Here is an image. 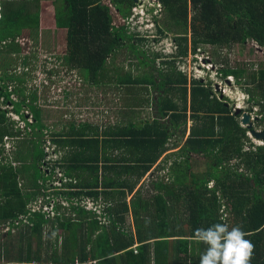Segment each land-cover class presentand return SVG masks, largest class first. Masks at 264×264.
Listing matches in <instances>:
<instances>
[{"label": "trees", "instance_id": "obj_1", "mask_svg": "<svg viewBox=\"0 0 264 264\" xmlns=\"http://www.w3.org/2000/svg\"><path fill=\"white\" fill-rule=\"evenodd\" d=\"M40 1L0 0V264H73L74 260L199 264L206 246L195 241L194 232L217 222L240 226L248 233L245 238L255 246L251 264H264V144L243 149L246 129L239 124L242 113L227 107L225 98L212 95L208 83L196 78L187 81L174 59H182L186 53L188 28L193 46L242 44L247 39L264 46V0H159L162 23L175 33L173 58L160 60L164 68L151 66L160 53L152 52L148 61L145 52L137 48L145 40L143 36L128 33L124 24H112L113 14L101 0H49L55 27L65 31L64 63L94 84L113 76L116 86L124 85V108L147 105L153 112L149 118L126 115L100 131L97 124L76 126L69 122L66 130H53L46 139L40 138L45 125L37 97L34 92L25 96L22 75L8 73L6 55L19 53L15 38L23 30L36 39ZM109 1L121 18L129 16L132 0ZM155 26L161 35L164 29L157 22ZM124 40L127 52L145 67L143 72H121V67L112 64ZM230 72L239 79L245 70L237 67ZM244 77V83L252 85L243 88L247 101L258 106L255 114L261 117L264 61ZM107 80L103 83H109ZM12 81L14 87L8 88L7 82ZM137 86L141 87L138 91ZM148 86L158 90L156 97H148ZM13 93L19 98H11ZM23 107L31 121L24 117ZM8 112L23 121V126H16ZM189 119L188 133L169 169L173 178H184L187 171L188 182L153 179L158 162L147 173L150 185L144 187L141 182L134 189L169 144H178L173 138L183 136ZM4 137L16 139L11 156L4 153ZM43 140L54 145V152L62 150L59 159L46 158ZM191 154L210 158L211 163L195 174L188 162ZM237 158L242 172L237 171L238 163L233 162V168L227 164ZM55 168L61 171L58 177H53ZM54 178L62 183L56 186ZM45 182L62 195L68 212L60 211L57 203V214L52 217L28 211L26 205L43 191ZM208 182L212 186H207ZM58 186L64 190L59 191ZM174 186L183 189L175 193ZM126 194H131L127 201ZM85 197L99 203L101 212L86 209L81 204ZM180 203L181 212L176 207ZM128 212L132 229L124 225ZM19 215H24V220L14 223ZM57 230L51 244L47 243Z\"/></svg>", "mask_w": 264, "mask_h": 264}, {"label": "rangeland", "instance_id": "obj_2", "mask_svg": "<svg viewBox=\"0 0 264 264\" xmlns=\"http://www.w3.org/2000/svg\"><path fill=\"white\" fill-rule=\"evenodd\" d=\"M132 1L133 5L130 8L129 16L124 19L116 12L109 0H101L102 3L109 7L113 14L112 24H124L128 33L137 32L138 35L143 36L145 40L142 43H139V45L137 44V48L145 52L147 56L146 60L148 59V61L152 58V52L160 53V55L154 59L152 63L153 65L151 66L164 68V66H160V60L173 58V56L171 57L169 54H172L175 48V42L173 39L175 33L174 31L167 29L162 23L164 18L162 4L159 0ZM152 4L156 6L155 10L148 9ZM187 10V16L189 19V16L191 15L189 4H187ZM147 21H149V23L145 24ZM156 22L160 24L162 29H164V32L161 35L156 32ZM64 33V29L55 27L54 25L53 4L49 0L40 1L39 26L36 39H32L28 34V31L23 30L22 33L15 38V41L20 46L19 53L6 54L9 60V65L7 66L8 73L10 72L16 75H22L24 78L23 89L25 96L34 92L37 97L35 102L41 110V120L45 125L40 138H48L49 132L53 130L56 131L60 128L63 131L66 130L67 123L69 122L78 123L97 120L102 123H110L115 120H119L126 115L129 117H150L153 109H150V106L147 105H142L140 107L134 106L133 109L122 108L126 98L124 95L125 93H122V89H118V87L114 84L115 82L113 76L109 80L102 78V80H107L109 83H103L104 81H102L100 84H93L84 79L86 75L83 76L81 71L69 68L64 63L62 58L65 50ZM186 37L188 40L185 55L182 59L179 57H177V59L174 58L176 69L185 73L187 81L190 78H196L202 83H208L210 85L212 95L219 99L225 98V104L227 107L238 108V112L248 115L250 122L249 128L256 132H264V115L260 117V115L255 114L258 111V106L255 104L250 106L249 101H247V92L243 89L246 85H249V88L252 87L250 84H245L243 78H245L244 75H246V73H250L251 70H255L258 67L259 62L264 61V46H260L250 39H247L242 44L232 43L230 45H208L199 43L193 46L189 28L188 32H186ZM122 42L123 44L118 49L116 56L113 57L112 64L121 67V72L127 70L132 72V74L143 72L145 67L138 64L137 59L127 52L125 48L126 40ZM3 58H5V56H3ZM22 61L24 63H22ZM237 67L245 70L243 78L240 77L239 79H236L235 76L231 74L230 70ZM7 84L8 88H12L15 85V81L7 82ZM140 86L136 87V91L141 88ZM147 89L148 97L151 98L158 95L157 89H153L151 87H147ZM85 91L90 93H88L87 99L83 97ZM63 93H65L66 97H64ZM139 94L145 96L143 92H139ZM11 98L18 99L19 96L16 93H13ZM249 106L251 111L244 112L246 110L248 111ZM22 110L25 115L24 117H26L28 121H31L32 118L30 117L27 108L23 107ZM8 116L10 119L14 120L15 123L17 122L16 126H23V121L19 120L15 114L8 112ZM255 116L258 118L260 117V119L255 120ZM190 124L191 121L189 119L186 122L183 136L176 135L173 138L178 141V144H175V146L169 144L168 149L158 157V174H152L154 176H158L161 181L167 180L168 182L169 180H174L176 178V180H181L183 183L188 182L189 176L187 171H184L183 173L185 176L184 178L179 176L173 178L174 174L173 172L171 173L169 169L171 162L176 158L178 147L182 144L188 133V126ZM239 124L242 128H247V123L245 124L239 122ZM28 130L29 129L26 130V136L30 138L31 133ZM21 134H23V131ZM245 135L246 139H244L242 143L243 149L251 147L254 149L253 147L256 145L264 144V140L255 138L247 130ZM3 141V147L5 150L4 153L11 156V151L15 147L14 145H17L16 139L11 140L10 138L4 137ZM53 146L54 145L51 144V142L43 140V148L46 152V158L48 160H54L58 158V152L60 154L62 153V151L58 149L59 151L57 150V152H55L56 156H54ZM8 158L11 159L10 157ZM188 162L190 164V171L195 174H199L207 168V166L211 163V159L201 155L191 154ZM233 162H235V164L238 163L237 171H240L241 168L243 169V166L240 163L241 160L238 158L235 161L232 160L231 163H227L230 164V168L234 167L232 165ZM51 163L52 162L49 161L48 165ZM42 168H44V166ZM161 169L163 171H160ZM147 172L134 186V189L139 186V183L143 180L142 178L145 177ZM162 172H166L165 175ZM59 173L58 168H55L53 177L60 176ZM148 178L150 179V176H146L144 181H142L144 187H148L150 185L147 181ZM53 181L57 180L54 178ZM60 183H62V181H57L56 186ZM44 185L45 188L43 191H41L38 196L29 203L31 204L33 201L36 202L37 199H44L45 195L48 194L50 196L49 198L54 199L57 206H60V211L68 212V203L64 198H60L62 195L60 194L61 196H59L54 193L57 191L49 189V186H53V184L45 182ZM207 186H212V182H208ZM144 187L143 189H145ZM57 189L61 191L64 190V187L58 186ZM174 189L175 193H179V191L183 188L181 186H174ZM130 195L131 194H127L125 196L126 201ZM59 199L64 202V205L60 204ZM81 204H86L85 206L87 207L91 206V210L94 206L96 208L95 213L98 210L99 212L102 210L99 203L91 204L82 201ZM176 207L179 212L183 209L182 203L178 206L176 205ZM220 210H223L222 207ZM223 212L226 211H222V216H225L226 213ZM102 218L103 217H100L99 221L103 222L104 218L103 220ZM124 225L129 226L131 229L133 228L130 212H128L125 216ZM58 232V230L56 232H52L51 239L50 241L48 240L47 243L51 244V241L55 236L53 233L56 234ZM42 246H44V241ZM49 248L50 247L48 246L47 249Z\"/></svg>", "mask_w": 264, "mask_h": 264}, {"label": "clouds", "instance_id": "obj_3", "mask_svg": "<svg viewBox=\"0 0 264 264\" xmlns=\"http://www.w3.org/2000/svg\"><path fill=\"white\" fill-rule=\"evenodd\" d=\"M155 7L152 4L148 9L155 10ZM148 23L149 21L145 24ZM174 52L175 49L172 54ZM247 235L240 226H229L226 222L197 228L194 239L206 246L200 254L199 264H251L255 246L245 238Z\"/></svg>", "mask_w": 264, "mask_h": 264}, {"label": "built area", "instance_id": "obj_4", "mask_svg": "<svg viewBox=\"0 0 264 264\" xmlns=\"http://www.w3.org/2000/svg\"><path fill=\"white\" fill-rule=\"evenodd\" d=\"M57 181L52 182L53 184H56ZM44 199H37V201H33L30 203H28L26 205V208L28 209L29 212H35V211H39V212H43L45 217H52L55 214H57L54 205H55V200L52 198H47L45 196V201H43ZM59 202L61 205H64V202L59 199ZM87 207V206H86ZM25 216L24 215H19L17 217V219L14 221V223L17 222L18 219H21L22 221L24 220ZM103 220V218H102ZM7 227L4 228V230H6ZM95 261L94 260H86V261H78V260H74L73 264H93Z\"/></svg>", "mask_w": 264, "mask_h": 264}, {"label": "crops", "instance_id": "obj_5", "mask_svg": "<svg viewBox=\"0 0 264 264\" xmlns=\"http://www.w3.org/2000/svg\"><path fill=\"white\" fill-rule=\"evenodd\" d=\"M71 69H75V68H71ZM84 79H85V78H84ZM85 80L89 81L88 79H85ZM89 82L92 83L91 81H89ZM93 84H94V83H93ZM98 84H100V83H98ZM122 86H124V85H117L118 89H122ZM148 87H149V86H148ZM88 93H89V92H88ZM88 93H87L86 91L84 92V96H83V97H84L85 99H87V95H88ZM89 94H90V93H89ZM63 95H64V97H66L65 93H63ZM122 108L124 109L123 106H122ZM122 108H121V109H122ZM123 109H122V110H123ZM124 112H125V111H124ZM80 123H87V124L90 125V126H92V125H96V124H97V125L100 127V128H98V129H99L98 131H100V130L104 127V125L107 124V123H102V122H100V121L98 122L97 120H93V121H91V122L83 121V122H78V123H74V124L77 126V125L80 124ZM112 123H113V122H110V124H112ZM56 131H61V128L58 129V130H56ZM53 148H54V146H53ZM58 149H60V148H58ZM60 150H61V149H60ZM58 151H59V150H58ZM61 151H62V150H61ZM53 153H54V156H56L54 151H53ZM59 157H60V153L58 152V158H56V159H59ZM54 160H55V159H54ZM158 161H159V160H158ZM158 161L155 162V163L153 164V166L148 170V172L151 171V170L154 168V166L158 163ZM162 167H163V165H162ZM162 167H161V168H162ZM48 168H49V167H48ZM156 168H157V167H155V168L153 169V171H152V173H153L154 175H157V174H158V171L156 170ZM164 169H167V168H164ZM54 170H55V169H54ZM58 171L61 173V171H60L59 168H58ZM160 171H163V170L161 169ZM148 172H147V173H148ZM60 173H59V174H60ZM162 173H164V175H165L166 172H162ZM153 174H152V176H154ZM143 176H144V175H143ZM143 176H142V177H143ZM146 176H147V174L145 175V177H146ZM145 177H144V178H145ZM144 178H142V179L144 180ZM140 179H141V178H140ZM140 179H139V180H140ZM153 179H157V176H154ZM141 182H142V181H141ZM141 182H140V183H141ZM140 183H139V184H140ZM126 195H127V194H126ZM59 196H60V195H59ZM60 198H63V197H60ZM128 199H129V198H128ZM83 202H85V203H91V204L94 203V202L91 200V198H89V197H85V198H83ZM85 205H86V204H84V206H85ZM85 208L88 209V208H91V206H90V207H86V206H85ZM95 209H96V208L93 206V209H92V210H94V212H95ZM97 212L99 213V210H98ZM48 264H49V263H48Z\"/></svg>", "mask_w": 264, "mask_h": 264}, {"label": "water", "instance_id": "obj_6", "mask_svg": "<svg viewBox=\"0 0 264 264\" xmlns=\"http://www.w3.org/2000/svg\"><path fill=\"white\" fill-rule=\"evenodd\" d=\"M235 111H238V108L235 109ZM240 120H241L242 123L248 122V115H246L245 113H243ZM252 134L256 138H260V139H263L264 140V132L263 131L262 132H252Z\"/></svg>", "mask_w": 264, "mask_h": 264}, {"label": "flooded vegetation", "instance_id": "obj_7", "mask_svg": "<svg viewBox=\"0 0 264 264\" xmlns=\"http://www.w3.org/2000/svg\"><path fill=\"white\" fill-rule=\"evenodd\" d=\"M130 20V19H129ZM123 43V42H122ZM169 56H171L172 57V55L171 54H169ZM153 97H155V96H153ZM252 104L250 103V106H251ZM250 106H249V108H248V111L247 112H250L251 111V109H250ZM240 119H241V117H240ZM239 119V120H240ZM256 119H260V117L258 118L257 116H255V120ZM239 122H241V120L239 121ZM247 123V124H246ZM245 124L247 125L246 127V130L247 131H249L250 132V134H252V132H256V131H254V130H252L251 128H249L250 127V122H249V117H248V122H246ZM253 135V134H252ZM254 136V135H253ZM255 137V136H254ZM256 138V137H255ZM263 140V139H262Z\"/></svg>", "mask_w": 264, "mask_h": 264}]
</instances>
